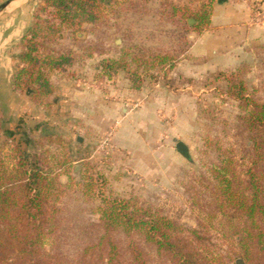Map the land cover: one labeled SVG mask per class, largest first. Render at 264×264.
Listing matches in <instances>:
<instances>
[{"label":"trees","instance_id":"trees-1","mask_svg":"<svg viewBox=\"0 0 264 264\" xmlns=\"http://www.w3.org/2000/svg\"><path fill=\"white\" fill-rule=\"evenodd\" d=\"M115 1L42 0L29 32L17 45L13 89L32 100L46 95L50 87L45 72L70 64L68 55L41 58L38 51L43 45L38 38L46 30L60 28L55 23L40 27L39 13H50L75 41L82 26L95 25L102 8ZM180 1L162 3L159 12L174 32L179 31L171 48L131 45L130 34L125 35L121 54L104 60L103 69L125 71L133 81L139 70L146 74L154 68L156 78L166 77L189 50L191 41L185 34L193 32L197 37L208 26L207 13L215 0H202L195 9L191 7L195 0L184 5ZM128 5L132 12L141 9L136 1ZM188 19L194 23L189 25ZM234 89L231 85L227 94L238 102L237 110L232 122H225L224 144L218 138L206 139V146L218 155L204 172L195 173L197 180L188 189L186 204L194 213V228L183 227L162 207L132 195L100 200L95 220L74 216V206L62 198L75 191L77 183L70 179L62 183V173L45 167L41 156L23 147L34 141L19 135L23 130L34 133L39 123L31 126L20 117L8 128L1 119L0 130L13 143V151L5 155L6 167L0 160V264H234L238 258L244 264H264V102L246 94L242 81ZM92 183L90 179L84 187L90 191Z\"/></svg>","mask_w":264,"mask_h":264},{"label":"rangeland","instance_id":"rangeland-1","mask_svg":"<svg viewBox=\"0 0 264 264\" xmlns=\"http://www.w3.org/2000/svg\"><path fill=\"white\" fill-rule=\"evenodd\" d=\"M6 1L0 0V3ZM28 1L36 3L35 11L42 3V0ZM130 1L139 3L141 9L134 12L129 10ZM166 1L169 0H116L102 8V17L95 25L84 24L81 36L75 41L68 37L70 35L67 28L54 20L50 13H39L40 27L55 23V28H60L58 32L46 30L38 38V43L43 45V49L38 51L41 58L68 55L70 64L63 63L56 69L45 72L50 87V93L46 95L32 100L22 91L14 90L15 103L8 110L0 109V120L3 119L8 128H13L20 117L27 118L31 126L39 123L34 133L29 135L23 130L19 135L34 141V145L23 147L29 154L36 152L41 156L45 167L62 173L59 177L62 183L69 179L77 183L75 191L65 192L62 198L63 201L69 199L74 206V216L95 220L98 218L95 213L96 205L100 200L132 195L149 205L162 207L167 216L174 218L183 227L194 228L195 216L186 204L191 194L188 189L193 185V179L197 180L195 173L204 172L218 155L216 150L206 146V139L218 138L224 144L222 130L228 129L225 122H232L238 104L228 96V89L232 85L235 90L238 82L242 81L246 94L264 102V53L235 69L197 77H187L175 72L177 64L164 78H156L158 72L155 68L147 70L146 74L139 70L134 81L125 71L107 72L103 69L104 60L116 59L121 54V37L125 35L130 34L128 43L131 45L144 44L153 50L161 47L167 50L178 41L175 33L179 31L174 32L175 29L169 22L159 17L162 3ZM201 1L191 2V7L197 8ZM216 1L212 10L207 13L208 21L218 6ZM228 1L254 7L261 4L263 6L264 3V0H226L222 3ZM179 3L190 4L188 0H181ZM185 36L189 41L196 37L193 32ZM131 69L135 68L132 66ZM177 75L183 76L185 80ZM168 81L170 88L165 85ZM126 87L137 94L143 89L145 92V89L151 91L155 87H167L183 99L181 103H185V110L178 109L176 115L184 120L185 126L175 125L177 132L174 137L175 141H182L187 147L189 160L177 155L174 177L155 179L141 174L140 169L137 172V168L129 164L125 149L115 144V122L96 123L82 116L81 113L87 114V107L90 106L91 110L94 108L89 102V91L114 99L117 97L114 95L123 92ZM186 87L189 88L187 93L183 95L179 92ZM213 106L216 110L210 113L208 109ZM136 107L134 103L130 106ZM92 113L93 110L90 116ZM162 114L165 116V113ZM12 144L4 137V131L0 130V160L4 167L8 162L5 155L13 151ZM90 179L93 183L89 191L84 184ZM238 259H235L234 264Z\"/></svg>","mask_w":264,"mask_h":264},{"label":"crops","instance_id":"crops-1","mask_svg":"<svg viewBox=\"0 0 264 264\" xmlns=\"http://www.w3.org/2000/svg\"><path fill=\"white\" fill-rule=\"evenodd\" d=\"M7 1L10 2L0 10L2 110L10 109L15 103L12 77L17 63V45L30 30L36 4L28 0ZM217 5L208 26L191 41L175 72L187 77L203 76L235 69L264 53V3L258 7L234 1ZM188 90L186 87L179 92L184 95ZM88 93L89 102L94 106L93 115L90 116L89 106L87 114L81 113L82 116L96 123L115 122V144L125 149L129 164L134 165L137 172L140 169L141 174L155 179L175 176L177 155L184 159L175 149L178 141L174 137L175 125L185 126L184 120L176 115L178 109L185 110L180 95L176 96L167 87L145 89V92L143 89L139 94L126 87L114 95L117 96L114 99L96 95V92ZM130 103L137 107L130 108Z\"/></svg>","mask_w":264,"mask_h":264},{"label":"water","instance_id":"water-1","mask_svg":"<svg viewBox=\"0 0 264 264\" xmlns=\"http://www.w3.org/2000/svg\"><path fill=\"white\" fill-rule=\"evenodd\" d=\"M226 0H217L216 1V4H222V2H224ZM10 1H6L4 3H2L0 5V10L3 9ZM188 24L191 25L194 21L192 19H188ZM119 42V40H117V43ZM124 111V110H123ZM175 149L177 150V152L182 155L185 159L189 160V153H188V149L187 147L185 146V144L181 141H178L176 144H175ZM236 264H243L242 260L238 259L236 261Z\"/></svg>","mask_w":264,"mask_h":264}]
</instances>
